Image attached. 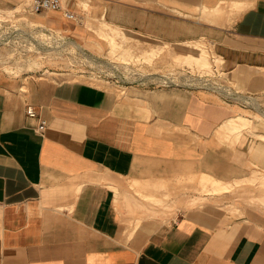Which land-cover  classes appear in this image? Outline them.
<instances>
[{
    "label": "crops",
    "instance_id": "0c3cea01",
    "mask_svg": "<svg viewBox=\"0 0 264 264\" xmlns=\"http://www.w3.org/2000/svg\"><path fill=\"white\" fill-rule=\"evenodd\" d=\"M24 1L0 0V10ZM63 5L77 17L60 8L21 22L96 53L108 43L101 31L136 37L140 50L208 41L219 79L241 96L158 82L121 94L98 79L18 70L0 47V264H264V122L247 102L264 108V0Z\"/></svg>",
    "mask_w": 264,
    "mask_h": 264
},
{
    "label": "rangeland",
    "instance_id": "374dc122",
    "mask_svg": "<svg viewBox=\"0 0 264 264\" xmlns=\"http://www.w3.org/2000/svg\"><path fill=\"white\" fill-rule=\"evenodd\" d=\"M54 32H52V34H45L42 28L34 29V38L31 46L32 51L28 55L19 53V55L16 56L19 63L18 70L34 69L35 72L33 73L36 75H50L52 73L57 75L74 74L79 78L98 79L99 81L116 84L115 89L121 94L130 93L133 91L134 86H156L158 79L157 75L173 70L178 72L179 78H177V81L187 87L196 85L205 86L216 90V92L221 89L219 87L221 81L218 78L222 71L221 58L216 54L212 44L208 41L200 40V42L197 43L196 41H186L177 44L176 50L174 49L171 51H168L165 43H151L148 50H140L133 49V42H139V39L136 37L125 34L122 35L117 30H115L113 34L101 31L100 34L107 39L108 43L100 48L101 52L96 53L74 42L60 45L59 40H57L60 35ZM118 36H122V38L128 42L130 41L128 47L117 39ZM106 47H109V49L102 52ZM206 47L211 61L209 66H199L192 57H185L182 59H177L176 57L177 52L185 51H190V54L198 55L202 49ZM166 50L170 53V60L166 64L169 67L157 70V57L159 55L161 56ZM60 63L66 64V67L68 65L74 70L71 73H60L48 69L50 65L51 67L57 68V64ZM137 66H141L143 68L141 70L146 72L147 76H149L146 79V84L130 82V80H137L135 77L137 73H131V70L138 68ZM187 68L190 72H187ZM39 69L41 71H36ZM119 74H122V77ZM225 86L226 85H224V87ZM220 91L234 95L236 98H240L241 96L240 93L231 87H225L224 90ZM247 100V102L254 104L258 108L256 116L259 120L264 122V108H262L261 103L259 104L257 102L258 100L255 98H249Z\"/></svg>",
    "mask_w": 264,
    "mask_h": 264
},
{
    "label": "built area",
    "instance_id": "2783aa9c",
    "mask_svg": "<svg viewBox=\"0 0 264 264\" xmlns=\"http://www.w3.org/2000/svg\"><path fill=\"white\" fill-rule=\"evenodd\" d=\"M60 8L63 9L64 14L67 17H77V14L73 10L63 5V0H27L21 2L17 7H14L12 9L0 10V47L5 46V48H7L15 55H19V53L28 55L32 51L31 46L34 38V29L42 28L45 34H52V32L54 31L48 29L47 27L37 25L35 23L32 24L29 21L27 22V24H25L26 22H21V17L27 13L41 12L45 10ZM56 34L60 35V37L57 38V40H59L60 45H62L63 43H70L67 37L63 36L60 33ZM137 67L138 68H136L135 70H131L132 74L137 73V75L135 76L137 80H130V82H137V84H146V79L149 76H147L146 72L141 70L143 69L141 66ZM187 72H190L188 68ZM119 75L122 77V74ZM157 78L158 83L181 85V83L177 81V78H179L178 72L173 70L161 73L160 75H157ZM224 85H226L225 87L232 88L231 85L221 81V85L219 86L221 88L220 90H224ZM27 112L30 115H35L37 113L36 109L32 105L27 106Z\"/></svg>",
    "mask_w": 264,
    "mask_h": 264
},
{
    "label": "bare ground",
    "instance_id": "6f19581e",
    "mask_svg": "<svg viewBox=\"0 0 264 264\" xmlns=\"http://www.w3.org/2000/svg\"><path fill=\"white\" fill-rule=\"evenodd\" d=\"M200 47V45H199ZM202 47V46H201ZM191 58L197 62V64L199 66H209L210 65V56H209V52L207 50V47L206 48H203L202 51L198 54V55H193V54H190V55H187V56H177V59H182V58ZM219 60V59H218ZM220 62H221V59H220Z\"/></svg>",
    "mask_w": 264,
    "mask_h": 264
}]
</instances>
